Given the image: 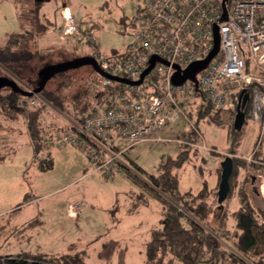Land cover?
Instances as JSON below:
<instances>
[{"label":"rangeland","instance_id":"1","mask_svg":"<svg viewBox=\"0 0 264 264\" xmlns=\"http://www.w3.org/2000/svg\"><path fill=\"white\" fill-rule=\"evenodd\" d=\"M63 7L78 22L79 34L60 36L63 15L60 11H65ZM34 8L33 0H0V44L11 33L27 28L36 34L39 29L43 30L37 42L41 48L54 47L48 63L55 64L77 57L94 56L96 48L83 38L86 34L96 40L97 47L105 56L113 60H118L132 41L129 22L134 15V0H43L37 12H31ZM46 20L50 21V25ZM91 71L90 66L66 71L49 80L44 89L53 91L65 77H71L68 95L82 91L89 83L91 90H98L93 85ZM2 76L14 79L24 90H33L7 73ZM147 83L146 79L142 86L145 87ZM85 98L93 104L88 95ZM107 98L109 95L104 96V99ZM191 99L195 100L194 97ZM185 111L188 115V110ZM48 115L43 122L60 128L59 133L65 132L61 128L68 121H73L71 116L59 117L53 111ZM190 122L180 115L173 124L164 125L162 131L154 134L153 140L138 143L119 155V164L126 166L140 180L136 181L121 169L107 177L93 158L99 155L109 157V153L117 151L104 152L100 149L99 154L94 143L85 138L75 145L52 147V168L44 171L35 169L36 156L23 123L0 117V255L28 252L60 257L63 253L84 250L86 264H144L145 243L150 232L158 227L162 211V203L146 187L147 177L157 173L162 160L176 156L181 139L190 132L191 126L199 129L207 145L214 146L216 152L226 157L238 158L251 154L259 135L248 110L238 155H235L223 151L225 142L221 131L208 128L203 123L196 124L193 117H190ZM158 136L161 140L156 141ZM95 143L101 146L99 142ZM116 146L118 151L123 149L122 143ZM261 149L264 150V141ZM222 162L214 152L200 149L198 157L187 162L180 170L179 189L196 191L204 181L208 188L214 187L216 182L219 185L217 168ZM241 173L249 177L245 162ZM78 201L81 207L76 210L75 218L70 219L65 213V206ZM236 205L237 202L233 200L229 209H235ZM34 215L42 221L41 226L33 229V233L29 230L31 232L28 231L29 234L23 237L10 235L9 238L11 224ZM7 221L9 226L5 225ZM228 223H233L231 218ZM3 225L9 230L4 231ZM110 239L118 243V249L107 262L100 259L97 253L101 245Z\"/></svg>","mask_w":264,"mask_h":264},{"label":"built area","instance_id":"2","mask_svg":"<svg viewBox=\"0 0 264 264\" xmlns=\"http://www.w3.org/2000/svg\"><path fill=\"white\" fill-rule=\"evenodd\" d=\"M62 18V37L79 34L78 22L69 11ZM131 24L132 41L118 60L105 56L96 40L89 34L84 35L83 38L96 48L93 57L98 68L109 76L134 82L152 58L168 64L156 62L143 80H148L145 87L143 82L139 86H129L94 72L96 87L112 89V105L83 115L80 122L66 120L69 122L67 130L61 128L64 133H59L60 128L48 122L44 149L75 145L85 138L94 143L99 154L101 150H115L117 152L109 153V157H92L97 167L110 177L118 169L119 155L126 150L153 140L154 134L164 125L173 124L180 115L191 123L185 109L190 107L194 85L189 80L174 85L171 80L174 66L184 70L203 60L213 49L216 29L219 49L206 68L196 75V90L212 108L219 109L230 104L234 93L249 86L250 118L256 123L259 135L251 154L238 158L245 162L246 172L255 182L258 196L264 200V160L257 157L264 141V0H134ZM146 88L158 94H150ZM17 104L35 107L46 103L33 95L20 97ZM191 128L198 135V141L191 146L211 151L194 125ZM159 140L158 136L156 141ZM117 143H122L121 151ZM79 207L81 203H75L70 209L75 212Z\"/></svg>","mask_w":264,"mask_h":264},{"label":"trees","instance_id":"3","mask_svg":"<svg viewBox=\"0 0 264 264\" xmlns=\"http://www.w3.org/2000/svg\"><path fill=\"white\" fill-rule=\"evenodd\" d=\"M33 2L35 8L31 12H37L42 1ZM57 17L59 18V15ZM46 22L50 25L49 20ZM42 31L40 29L37 31L38 36L27 28L7 36L0 44V76L7 73L25 87L32 89L36 87L39 81L37 73L43 66L49 64V55L54 49L53 46L46 48L39 46L37 40ZM71 83V77H65L55 90L43 89L38 96L46 104L35 107L18 106L20 95L9 88L0 89V117L10 122L23 123L36 156L34 165L40 171L48 170L53 165L50 151L43 147L44 138L48 134L46 130L48 122L43 120L49 117L50 111L57 112L59 117L71 116L73 121L80 122L83 115H90L100 107H108L113 103L112 89L93 91L89 83L82 91H74L68 95L67 89ZM244 88L245 90L240 89L232 95V100L226 107L214 109L204 95L194 87L195 100L190 102L188 108L189 119L193 117L196 124L203 123L208 128L221 131L225 142L223 151L235 155H238L243 123L249 110L248 101L243 110V119L236 121L240 94L243 92L250 95L249 86ZM149 93L158 94L157 91ZM86 95L93 104L87 101ZM105 95H109V98L104 99ZM67 128L68 125H65L62 130ZM195 129L200 133L198 128ZM181 140L176 156L162 160L157 173L149 175L148 183H145L162 203V211L158 227L150 232L145 243L144 264H264V200L257 192L255 193V183L252 179L241 173L244 167L243 160L231 158L232 172L224 200L219 201V185L216 188H208L205 181L196 191H181L180 170L187 162L198 157L200 151L197 147L191 146L198 140V135L193 129L183 135ZM207 146L211 148L212 153L219 155L222 161L226 158L224 154L216 152L214 146ZM40 153L43 155L38 157ZM257 157L264 160L262 149H259ZM125 167L119 164L117 171L124 170L129 178L140 181ZM217 171L219 183L221 165ZM233 200L237 205L235 209L230 210L229 206ZM230 218L233 221L231 225L228 223ZM117 249V242L105 241L98 256L104 261H109ZM85 256L84 250L72 254L63 253L60 257L22 252L0 255V264H86Z\"/></svg>","mask_w":264,"mask_h":264},{"label":"water","instance_id":"4","mask_svg":"<svg viewBox=\"0 0 264 264\" xmlns=\"http://www.w3.org/2000/svg\"><path fill=\"white\" fill-rule=\"evenodd\" d=\"M39 2L43 0H38ZM226 18V15H224V19ZM219 49V37L217 34V31L215 29L214 31V46L213 49L209 52V54L200 61H196L189 66H187L184 70H180L178 66H174L175 72L172 75V83L174 85H181L185 81L189 80L193 83L195 89L197 87V78L196 75L200 73L203 69L206 68L208 63L212 60V58L216 55L217 51ZM156 62H160L163 64H168L164 60H159L157 58H152L150 60L149 66L143 71V73L140 75V78L137 81H129L127 79H122V78H117L113 76H109L105 73H103L97 65V62L93 56H82V57H77L71 60H66L62 62H58L55 64H48L43 66L37 73V76L39 78V81L33 90H24L22 89L18 83L7 76H0V89L2 88H9L11 89L14 93L20 95L21 97H32L33 95H38L40 92L45 88L47 82L51 80L54 76L64 73L66 71L72 70V69H77L83 66H90L92 70L96 73H99L105 77H109L110 79L123 83L125 85L129 86H139L142 84L145 76L150 72V70L153 68L154 64ZM239 113L236 117L237 120H242L244 115H243V110L245 109L248 100H249V95L245 93L244 95H240L239 99ZM232 172V161L230 157L224 158L223 162L221 163V179L219 182V189H218V195H219V201L224 200V198L227 195L228 191V180ZM253 181V179H252Z\"/></svg>","mask_w":264,"mask_h":264},{"label":"crops","instance_id":"5","mask_svg":"<svg viewBox=\"0 0 264 264\" xmlns=\"http://www.w3.org/2000/svg\"><path fill=\"white\" fill-rule=\"evenodd\" d=\"M64 8V10L65 11H62L63 12V14L66 12L67 13V11H69L66 7H63ZM61 11H60V14H61ZM56 14V13H55ZM61 22H62V24H63V18L61 17ZM48 23V22H47ZM60 33V32H59ZM60 36H61V33H60ZM163 130V129H162ZM161 130V131H162ZM50 152H51V149L49 150ZM219 153V152H218ZM33 167L35 168V169H37L36 167H35V165H33ZM217 187V182H216V184H215V186L214 187H212V188H216ZM75 203H80L79 201L78 202H75ZM75 203H73V204H75ZM73 204H71V205H69L68 203L66 204V206H65V213H66V215H67V217H69L70 219H74L75 218V215H76V211L75 212H73L71 209H70V206H72ZM76 217H78V215L76 216ZM5 225H7V226H9V222L7 221L6 222V224ZM5 225H3V226H5ZM42 225V221L40 220V219H38V216L37 215H34L33 217H31V218H29V219H25V220H23V221H16V223L15 224H11V231H10V234H9V238L11 237L10 235H16V236H25V235H28L29 234V232H31V233H33L34 232V230L33 229H35L36 227H39V226H41ZM5 229H4V231H8L9 230V228H7L6 226L4 227ZM7 228V229H6ZM1 230H3L2 228H1ZM29 230H31V231H29ZM29 231V232H28ZM36 231H38V230H36ZM29 237V236H28ZM149 239V238H148ZM110 240H113V241H115L114 239H110ZM108 241V240H107ZM116 242V241H115ZM101 248V247H100ZM98 253H99V251H98ZM98 253H97V255H98ZM16 254V253H15ZM115 254V253H114ZM120 254V253H119ZM114 256V255H113ZM112 256V257H113ZM112 259V258H111ZM110 259V260H111ZM109 260V261H110ZM104 261V260H103ZM109 261H107V262H109Z\"/></svg>","mask_w":264,"mask_h":264},{"label":"bare ground","instance_id":"6","mask_svg":"<svg viewBox=\"0 0 264 264\" xmlns=\"http://www.w3.org/2000/svg\"><path fill=\"white\" fill-rule=\"evenodd\" d=\"M66 14V13H65Z\"/></svg>","mask_w":264,"mask_h":264}]
</instances>
